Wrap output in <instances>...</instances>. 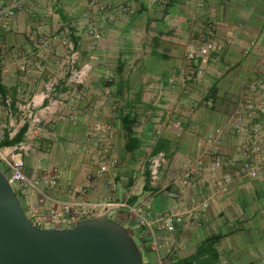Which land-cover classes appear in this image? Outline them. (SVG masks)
I'll return each mask as SVG.
<instances>
[{
    "label": "crops",
    "instance_id": "obj_1",
    "mask_svg": "<svg viewBox=\"0 0 264 264\" xmlns=\"http://www.w3.org/2000/svg\"><path fill=\"white\" fill-rule=\"evenodd\" d=\"M159 1L100 0L104 9L89 12L87 0H25L9 30L0 24V157L25 139L14 140L28 129L27 107L55 100V113L24 160L32 181L46 171L63 174L45 196L30 187L26 209L61 213L69 203L86 212L82 220L109 214L141 241L145 214L159 241L175 246L173 264H264V116L257 121L263 133L257 154L243 145L249 125L237 133L227 122L249 84L264 77V0H169L166 7ZM119 6L132 13L113 16ZM90 23L103 31L96 46L86 34ZM209 41L218 50L200 63L198 77L189 76L188 55ZM71 45L77 66L90 67L78 88L69 82ZM209 99L212 107L204 105ZM256 101L264 104V90ZM107 127L111 152L104 156L96 138ZM159 152L167 156L160 186L168 189L152 194L149 160ZM215 152L225 168H214ZM197 158L204 167L183 185V172ZM246 160L253 162L249 173ZM103 164L107 172L100 173ZM205 202L197 222L173 233L164 228L168 214L198 211Z\"/></svg>",
    "mask_w": 264,
    "mask_h": 264
},
{
    "label": "built area",
    "instance_id": "obj_2",
    "mask_svg": "<svg viewBox=\"0 0 264 264\" xmlns=\"http://www.w3.org/2000/svg\"><path fill=\"white\" fill-rule=\"evenodd\" d=\"M5 0H0V24L5 30H9L10 21L20 14L24 9L25 0H10L8 4L4 3ZM89 12L93 10L104 9L103 6L99 7L100 0H87ZM169 0H160L159 4L161 7H166ZM111 11V10H110ZM113 16H122L123 14L132 13L128 11L124 6H119L112 9ZM93 24H89L86 28V34L91 39L92 45L96 46L103 37L102 28ZM46 44V43H45ZM253 45V43H252ZM71 54L69 60V72H70V85L74 87L82 86L86 83V78L90 71V67L85 64L82 66H77L79 61V53L74 50L73 46L70 47ZM218 50V45L214 41H209L205 43L198 50L191 52L188 55L189 66L187 68L189 76L198 77L201 74L202 68L200 63L208 58L213 52ZM250 52L247 50V52ZM55 89V83L51 82L49 84L48 90L53 91ZM264 90V77L257 78L255 82L249 84L248 94L246 97L241 99L234 110L229 114L227 122L234 127L237 133H242L245 131L249 125L251 136L243 144L245 150L254 154H257L261 150L263 133L262 129L257 122L261 116H264V104H258L256 101L257 96H260ZM47 97V96H46ZM191 107H198L199 103L197 100L191 99ZM58 103L55 100H51L48 104L43 105L41 108L36 109L35 106H28V129L25 134V139L18 143L14 149L10 152L8 156L0 157V168L8 173L9 180L16 191L18 197L22 199L24 205L27 199V190L30 187H34L39 190L42 196H45L47 189L59 187L60 178L63 174V170L55 169L51 171H46L40 176H38L35 181L29 178L26 171V162L24 156L28 155L32 150L33 142L36 140L38 133L40 131L41 125L45 123L48 118L55 113V109ZM204 105L207 107L213 106V101L211 99L204 101ZM73 120H76L74 109H73ZM111 127L106 128V134L97 136V145L101 148L104 156H108L111 152V136L108 135ZM216 136L221 137L223 135L222 129L216 130ZM2 139V136H0ZM167 162V156L164 152H159L153 155L149 160V174L148 181L151 189V193L155 194L157 191L167 190L168 187H161V171ZM228 164L222 158L218 152L213 155V166L215 169L225 168ZM204 167V161L202 158H197L195 161L188 166L181 176V182L183 185H187L196 173ZM242 169L249 173L253 169V162L246 160ZM107 172V166L103 164L100 167V173ZM93 179V176H89V180ZM169 196L174 198L177 196L176 192L169 191ZM107 206H111L110 204ZM209 207L208 203H202L198 207V211L195 209H189L184 213H170L166 217L162 218L164 220V228L169 232L173 233L176 230L177 225H182L185 221L187 222H197ZM31 222L38 228L48 229L53 228V224L68 225L70 228L74 227L82 220L83 215L86 212H79L74 210V208L69 203H62V212L58 213L56 211H51L50 213L43 215L40 214L39 210L35 206H31L25 210ZM110 219H113L109 214H105ZM104 216V215H103ZM100 217V216H97ZM96 218V217H94ZM93 219V218H91ZM89 220V219H86ZM140 227L143 229V234L145 236L144 240H140L143 250L147 256V260L144 264H153V261H148L149 257L147 251L153 253L156 258V264H173L176 260V248L173 244H167L159 241L155 234V228L153 222L148 219L147 215H139ZM64 229V228H57ZM134 235V234H132ZM141 251V250H140ZM141 251V252H142ZM142 254V253H141ZM173 260V261H172Z\"/></svg>",
    "mask_w": 264,
    "mask_h": 264
},
{
    "label": "water",
    "instance_id": "obj_3",
    "mask_svg": "<svg viewBox=\"0 0 264 264\" xmlns=\"http://www.w3.org/2000/svg\"><path fill=\"white\" fill-rule=\"evenodd\" d=\"M0 264H144L131 232L108 216L36 227L0 168Z\"/></svg>",
    "mask_w": 264,
    "mask_h": 264
},
{
    "label": "trees",
    "instance_id": "obj_4",
    "mask_svg": "<svg viewBox=\"0 0 264 264\" xmlns=\"http://www.w3.org/2000/svg\"><path fill=\"white\" fill-rule=\"evenodd\" d=\"M168 4H169V1H168ZM167 4V5H168ZM1 70H0V94L2 95V96H4L5 97V89H4V86L1 84ZM25 128V127H24ZM25 132H26V128L25 129H23L18 135H16L15 136V138H14V140L15 141H18V140H20L24 135H25ZM9 143L7 142L5 145H8ZM19 199L21 200V202H22V204H23V206H24V208H25V205H24V203H23V201H22V199L20 198V195H19ZM25 210H26V208H25Z\"/></svg>",
    "mask_w": 264,
    "mask_h": 264
},
{
    "label": "rangeland",
    "instance_id": "obj_5",
    "mask_svg": "<svg viewBox=\"0 0 264 264\" xmlns=\"http://www.w3.org/2000/svg\"><path fill=\"white\" fill-rule=\"evenodd\" d=\"M237 103H238V102H237ZM237 103H236V105H237ZM6 175L9 176L8 173H6ZM133 237H134V239H135L137 245L139 246V249L142 251V250H143V246H142L140 240L137 238V236H136L135 234L133 235ZM141 253H142L143 260H144V261L147 260V256H146L145 252L142 251Z\"/></svg>",
    "mask_w": 264,
    "mask_h": 264
}]
</instances>
